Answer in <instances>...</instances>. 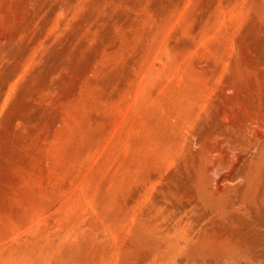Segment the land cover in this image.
I'll return each instance as SVG.
<instances>
[{
    "label": "rangeland",
    "instance_id": "obj_1",
    "mask_svg": "<svg viewBox=\"0 0 264 264\" xmlns=\"http://www.w3.org/2000/svg\"><path fill=\"white\" fill-rule=\"evenodd\" d=\"M0 264H264V0H0Z\"/></svg>",
    "mask_w": 264,
    "mask_h": 264
},
{
    "label": "bare ground",
    "instance_id": "obj_2",
    "mask_svg": "<svg viewBox=\"0 0 264 264\" xmlns=\"http://www.w3.org/2000/svg\"><path fill=\"white\" fill-rule=\"evenodd\" d=\"M257 245V244H256Z\"/></svg>",
    "mask_w": 264,
    "mask_h": 264
}]
</instances>
